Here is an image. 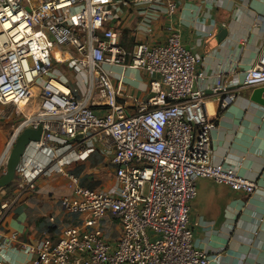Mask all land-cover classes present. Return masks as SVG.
<instances>
[{
	"label": "built area",
	"instance_id": "1",
	"mask_svg": "<svg viewBox=\"0 0 264 264\" xmlns=\"http://www.w3.org/2000/svg\"><path fill=\"white\" fill-rule=\"evenodd\" d=\"M129 4L172 19L179 8L178 0H0V118L9 120L10 109L21 116L0 158V177L19 133L43 131L26 148L0 218L39 180L60 176L68 181L62 207L83 216L86 229L64 230L55 246L22 245L31 264H209L191 229L197 181L210 179L248 196L257 189L211 159L213 124L198 86L205 79L198 71L202 58L185 49L180 31L171 29L164 44L121 47L109 24ZM64 64L75 74L74 87L59 67ZM105 67L145 71L153 97H130V112L120 101L123 88L114 86ZM220 76L214 93L224 111L238 95ZM242 87H264V48ZM33 88L40 101L29 115ZM97 151L114 170V186L106 191L85 188L69 170ZM17 239L14 234L10 241Z\"/></svg>",
	"mask_w": 264,
	"mask_h": 264
},
{
	"label": "crops",
	"instance_id": "2",
	"mask_svg": "<svg viewBox=\"0 0 264 264\" xmlns=\"http://www.w3.org/2000/svg\"><path fill=\"white\" fill-rule=\"evenodd\" d=\"M178 7L172 19L159 10L121 6L109 28L127 51L139 44H164L171 29L179 30L185 49L202 58L198 71L205 79L198 86L205 92V115L213 124L211 159L256 182L257 189L248 196L213 180L199 179L191 213L194 244L209 256V264H264V109L250 101L256 89L242 87L245 72L255 66L264 48V0H178ZM54 56L59 58V53L55 51ZM66 66L59 67L69 80ZM105 69L112 72L114 86L123 88L126 96L120 101L130 112H134L130 97L139 102L150 98L151 78L145 71ZM218 75L222 86L238 95L224 111L215 101ZM69 83L75 86L74 81ZM1 134L0 156L7 148L2 152L1 142L9 136ZM69 170L87 189L106 191L114 186V170L100 151ZM67 184L60 176L39 180L35 191L23 195L0 218V261L31 264L33 257L22 245L46 241L55 246L66 229L86 231L84 217L70 215L62 207ZM13 187L0 191V205L11 198ZM14 234L18 239L13 242Z\"/></svg>",
	"mask_w": 264,
	"mask_h": 264
},
{
	"label": "water",
	"instance_id": "3",
	"mask_svg": "<svg viewBox=\"0 0 264 264\" xmlns=\"http://www.w3.org/2000/svg\"><path fill=\"white\" fill-rule=\"evenodd\" d=\"M225 36L226 33H223ZM153 95L150 96V98ZM250 101L253 105L264 109V87L254 90L250 97ZM42 128L37 130L25 129L17 136L13 148L6 164V173L0 177V191L10 186L16 177L17 168L21 162V159L26 151V148L31 142H38L42 136Z\"/></svg>",
	"mask_w": 264,
	"mask_h": 264
},
{
	"label": "rangeland",
	"instance_id": "4",
	"mask_svg": "<svg viewBox=\"0 0 264 264\" xmlns=\"http://www.w3.org/2000/svg\"><path fill=\"white\" fill-rule=\"evenodd\" d=\"M61 69H62V67H61ZM67 76H68L69 80L75 82V74H73V72L68 71ZM37 99L38 100H36V98L32 99V101H30V104L28 105V108L26 109V113H28L29 115L38 111L37 109H38V105H39L40 100H39V97ZM35 100L37 102H35ZM33 103L35 105H37V107L35 108V110H37V111H34V112L32 110L34 108ZM13 111L14 110L10 109L8 112V114H11V118L9 120H5V119L0 118V135H3V134H1V131H3L4 134H9V136L5 137V139H3V141L1 142L2 152L5 150L7 143L9 141V138L12 136L13 130L16 129L18 127V125L20 124L21 116L14 114Z\"/></svg>",
	"mask_w": 264,
	"mask_h": 264
},
{
	"label": "bare ground",
	"instance_id": "5",
	"mask_svg": "<svg viewBox=\"0 0 264 264\" xmlns=\"http://www.w3.org/2000/svg\"><path fill=\"white\" fill-rule=\"evenodd\" d=\"M30 93H31V95H34L35 96L34 98H36V100H38L36 95H38L39 90L37 88H33ZM36 100H35V102H37ZM33 105H34V108L33 109H35L37 107V105H35L34 103H33Z\"/></svg>",
	"mask_w": 264,
	"mask_h": 264
}]
</instances>
